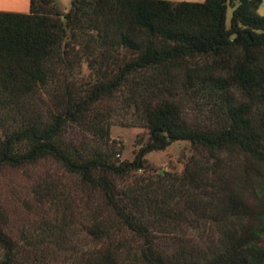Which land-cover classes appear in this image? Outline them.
Returning a JSON list of instances; mask_svg holds the SVG:
<instances>
[{"label": "trees", "instance_id": "1", "mask_svg": "<svg viewBox=\"0 0 264 264\" xmlns=\"http://www.w3.org/2000/svg\"><path fill=\"white\" fill-rule=\"evenodd\" d=\"M259 7L256 0H71L62 14L57 0H29L26 14L0 11V170L46 157L59 163L79 179L87 199L100 198L105 212L93 218L89 234L107 246L115 242L111 252L128 253L126 264H264V15ZM85 8L95 36L77 44L101 77L80 94L69 90L61 71V42L68 26L80 27ZM116 93L124 97L120 123L148 130L147 142L130 162L114 161L113 150H104L112 123L97 108ZM194 95L215 123L187 122L185 104ZM84 119L99 143L86 152L63 140L68 125ZM179 141L189 142L199 157H189L179 176L151 175L145 156ZM232 155L245 164L231 175L245 187H238L245 202L235 188L225 187L231 179L226 159ZM186 195L207 198L213 207L193 221L206 216L226 224L228 210L230 223L239 225L209 232L207 247L197 253L172 248L178 233L170 225L196 212L178 210ZM248 199L259 213L252 212ZM0 249V264H49L33 258L35 248L17 246L2 234ZM109 255L83 264H116Z\"/></svg>", "mask_w": 264, "mask_h": 264}, {"label": "rangeland", "instance_id": "2", "mask_svg": "<svg viewBox=\"0 0 264 264\" xmlns=\"http://www.w3.org/2000/svg\"><path fill=\"white\" fill-rule=\"evenodd\" d=\"M70 3L71 0H57V7L62 14H66L70 9ZM0 11L26 14L29 11V0H0ZM258 12L264 15V7H259ZM229 14L230 10L227 17ZM90 18L85 8L83 15L78 18L80 27L68 26L66 36L61 42L64 51L61 71L70 82L69 90L80 94L95 85L101 77L100 72L89 65L85 48L77 44L78 41L85 43L88 37L95 36V33L89 30ZM97 18L98 21L106 19L101 16ZM93 55L95 56L94 52ZM201 99L194 95L185 104L187 122L215 123L214 117L205 113L206 105ZM123 100V95L116 93L106 98L97 111L112 123L109 130L110 142L104 146V150H113L114 161L130 162L138 148L147 142L148 130L143 126H125L120 123L124 111L119 103ZM125 102L127 103V100ZM87 120L90 121L91 116H88ZM87 120L68 125L63 137L64 142L76 145L82 152L99 146L98 137L93 136L87 129ZM191 156L199 157L196 149L187 141H179L170 144L163 151L148 153L145 158L150 165L151 175L179 176L186 160ZM229 160L230 164L226 165L225 169L231 179L227 181L225 187L229 191L235 188L234 192L238 199L245 202L246 195L242 190L245 187L235 182L231 176H235L240 170L239 166L243 168L245 164L242 163L240 155L229 156L226 161ZM200 161H205V158ZM260 172L264 177L263 168ZM137 174H142V171H138ZM86 191L76 176L66 172L59 163L49 157L29 165L1 169L0 234L17 246L35 248L33 258L49 264H83L100 260L106 252L110 254L113 263L126 264L129 262L128 253L112 254L111 250L114 249L115 242L107 246L106 243L89 234L93 218L102 215L105 209L96 194L87 199ZM185 201H188L189 205ZM248 202L251 204L252 212H260L261 209L257 207L256 202L252 199H248ZM177 208L181 212H186L187 208L196 210L195 213H189L190 216L183 217L180 223L170 225L174 227L173 230L178 236L170 241L172 244L167 240L169 246L173 248L180 245L187 253H197L206 248L209 232L218 231L223 227L227 230L239 225V222L235 221L233 224L230 223L228 210H226V224H214L206 216L205 219L193 221L197 215L203 217V210L204 212L213 210L210 201L198 195L188 197L186 195L178 203ZM262 243L264 244V238ZM128 244L132 251L134 245L131 242ZM1 258L0 249V260Z\"/></svg>", "mask_w": 264, "mask_h": 264}, {"label": "crops", "instance_id": "3", "mask_svg": "<svg viewBox=\"0 0 264 264\" xmlns=\"http://www.w3.org/2000/svg\"><path fill=\"white\" fill-rule=\"evenodd\" d=\"M166 1H170V2H182V1H184V2H202L203 0H166ZM260 15H262V14H260Z\"/></svg>", "mask_w": 264, "mask_h": 264}, {"label": "built area", "instance_id": "4", "mask_svg": "<svg viewBox=\"0 0 264 264\" xmlns=\"http://www.w3.org/2000/svg\"><path fill=\"white\" fill-rule=\"evenodd\" d=\"M256 1H258L260 7H264V0H256Z\"/></svg>", "mask_w": 264, "mask_h": 264}]
</instances>
